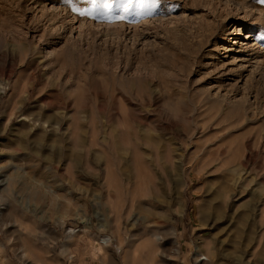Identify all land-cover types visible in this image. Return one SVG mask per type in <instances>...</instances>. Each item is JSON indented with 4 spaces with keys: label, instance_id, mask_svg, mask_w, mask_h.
<instances>
[{
    "label": "rangeland",
    "instance_id": "374dc122",
    "mask_svg": "<svg viewBox=\"0 0 264 264\" xmlns=\"http://www.w3.org/2000/svg\"><path fill=\"white\" fill-rule=\"evenodd\" d=\"M108 2L0 0V264H264V2Z\"/></svg>",
    "mask_w": 264,
    "mask_h": 264
},
{
    "label": "snow or ice",
    "instance_id": "6c2138e0",
    "mask_svg": "<svg viewBox=\"0 0 264 264\" xmlns=\"http://www.w3.org/2000/svg\"><path fill=\"white\" fill-rule=\"evenodd\" d=\"M87 2L92 3L95 10L100 14H103V9L111 7V4L108 2V0H87ZM261 2H264V0H261ZM130 5H131V0H127V3L124 5V11H128ZM85 11L88 12V14H90L92 9H88Z\"/></svg>",
    "mask_w": 264,
    "mask_h": 264
},
{
    "label": "bare ground",
    "instance_id": "6f19581e",
    "mask_svg": "<svg viewBox=\"0 0 264 264\" xmlns=\"http://www.w3.org/2000/svg\"><path fill=\"white\" fill-rule=\"evenodd\" d=\"M249 37H251L250 35H247L245 38H249Z\"/></svg>",
    "mask_w": 264,
    "mask_h": 264
}]
</instances>
